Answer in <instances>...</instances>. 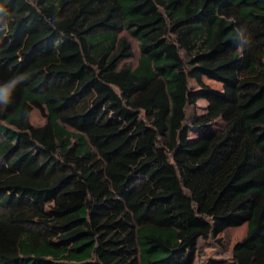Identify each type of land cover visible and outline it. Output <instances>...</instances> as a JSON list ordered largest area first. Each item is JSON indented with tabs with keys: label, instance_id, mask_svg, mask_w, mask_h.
<instances>
[{
	"label": "trees",
	"instance_id": "16d2710c",
	"mask_svg": "<svg viewBox=\"0 0 264 264\" xmlns=\"http://www.w3.org/2000/svg\"><path fill=\"white\" fill-rule=\"evenodd\" d=\"M0 5V264H264V0Z\"/></svg>",
	"mask_w": 264,
	"mask_h": 264
},
{
	"label": "rangeland",
	"instance_id": "374dc122",
	"mask_svg": "<svg viewBox=\"0 0 264 264\" xmlns=\"http://www.w3.org/2000/svg\"><path fill=\"white\" fill-rule=\"evenodd\" d=\"M128 38L131 40L134 50V57L131 59H128L127 61L135 63L137 60V57L139 55V49H138V43L137 40L129 35L128 33H125ZM204 82L215 89H220L222 86L219 82L215 80L208 79L206 77L203 78ZM193 85H195V82H191ZM198 105V112L202 113L204 112L207 102L204 99H200L197 102ZM55 117V114L51 113L52 120ZM33 124L35 125H43L45 123V119L40 115V113L36 110L33 112L32 115ZM38 132L44 133V134H51V127L47 126L46 128L39 129ZM123 163H130L127 159H121ZM116 173L121 174L123 173V170H116ZM246 228L245 226H239L230 228L224 233L220 235V238H210L209 240L205 242L200 243V255L197 256L195 262L193 264H216L217 260L220 258H227L232 252L233 246L236 241L240 240L244 234H245Z\"/></svg>",
	"mask_w": 264,
	"mask_h": 264
},
{
	"label": "clouds",
	"instance_id": "9594fccd",
	"mask_svg": "<svg viewBox=\"0 0 264 264\" xmlns=\"http://www.w3.org/2000/svg\"><path fill=\"white\" fill-rule=\"evenodd\" d=\"M5 11V8L3 5H0V13H3ZM19 82V79H13L9 81L8 83L0 86V104L6 103L9 99V97L12 94V91L16 84Z\"/></svg>",
	"mask_w": 264,
	"mask_h": 264
}]
</instances>
